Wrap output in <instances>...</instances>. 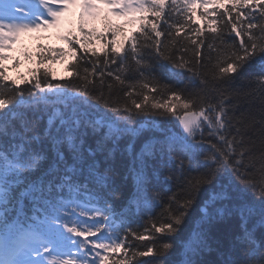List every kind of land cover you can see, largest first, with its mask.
<instances>
[{
  "label": "snow or ice",
  "instance_id": "obj_1",
  "mask_svg": "<svg viewBox=\"0 0 264 264\" xmlns=\"http://www.w3.org/2000/svg\"><path fill=\"white\" fill-rule=\"evenodd\" d=\"M100 5L108 11L104 12ZM197 7L204 8L208 16L217 15L208 12L209 7L224 9L219 20L225 27L230 25V33L239 38L238 46L229 43L216 27L218 21H207L201 14L208 25L206 30L217 34L220 40L215 63L210 62L204 71L199 52L195 61L173 57L161 40L165 31L157 23L165 20L167 36L173 35L174 28L178 37L182 31L179 21L168 23L165 17L170 20L173 14L190 13L186 18L192 20ZM75 8H79V13L73 25L66 17ZM257 11L264 20V0H26L23 4L0 0V264H131L137 256L163 257L173 248L171 238L185 225L202 189L218 183L222 172L234 175L240 186L221 184L211 188L203 207L197 210L199 223L185 244L182 264H264V75L257 79L261 90L258 107H251L257 99L255 90L245 94L253 99L238 117L235 106L230 115L226 104L232 95L231 85L253 61L264 71V23L253 16ZM110 16L124 19L126 24H113ZM242 20L247 21L246 28ZM97 21L103 24L104 32L98 33L92 26ZM65 24L68 28L59 39L69 45L68 49L38 45L39 65L46 60L54 63L56 56L61 62L68 57L75 59V45L86 54L98 56L89 45L93 39H106L104 33L110 32V51L103 52V63L116 64L119 59L118 70L124 73L131 71L127 63L130 57L140 77L136 84L128 86L124 102L112 99L111 83L105 95L104 73L97 94L96 82L89 79L95 65L91 74L84 69L85 74L79 77L83 84L75 86L53 84L47 73L41 79L39 67L29 71L31 79H12L7 75L5 64L13 57L5 53L13 51L22 36L61 29ZM126 26L135 29L131 35H125ZM197 34L202 31L197 30ZM170 44L174 46L175 41ZM208 47L213 49L214 44ZM152 52L167 63L173 75L183 77L188 72V79L199 78L202 87L185 96L169 85H161L152 75L153 65L148 58ZM21 54L25 61L34 59L26 49L22 48ZM19 66L17 59L13 67ZM75 74L79 76V72ZM113 78L118 84H125L122 75ZM22 84L31 87L24 88ZM214 96L218 98L215 101ZM178 105L183 109L180 114L176 111ZM41 110L48 117L43 127L40 118H28L29 112ZM149 116L153 117V125H160L156 117L171 118L182 132L170 133L161 125V135L155 140L145 137L138 152L131 145L127 149L131 157L128 170L137 188L136 203L143 200L149 211L150 227L141 233L132 229L108 197L116 195L111 158L120 137L128 132L135 134L138 130L132 127L133 121ZM205 129L216 143L205 140ZM159 154L176 162L178 171L170 172L167 178H182L183 187L168 198L161 217L154 219L150 209L161 201L160 193H144L149 165L152 163L153 171L158 170L154 162ZM100 156H104L103 161ZM202 165L207 171H199ZM41 202L43 207L36 211L42 219L29 217L28 206L36 207ZM21 203L23 208L18 207ZM225 221L234 222V240L214 232ZM129 236L138 241L159 240V244L132 251ZM213 243L221 258L200 259L206 251L213 250ZM113 253H122L123 258H110Z\"/></svg>",
  "mask_w": 264,
  "mask_h": 264
},
{
  "label": "trees",
  "instance_id": "obj_2",
  "mask_svg": "<svg viewBox=\"0 0 264 264\" xmlns=\"http://www.w3.org/2000/svg\"><path fill=\"white\" fill-rule=\"evenodd\" d=\"M226 7H231V5H226ZM168 10H166L167 12ZM244 12H248L249 9H242ZM195 16L192 20H187V13L183 16H178L173 14L171 19L168 20L167 16L165 19L168 23L172 21L178 20L179 26H181L182 31L180 36H175V29L173 28L171 31L173 35L171 37L167 36V23L165 20L157 21L160 25L161 30L165 31V36L161 37L162 42L165 45L169 46V51L172 53L174 58H178L179 56H184L185 59L195 61L197 59L196 53L199 52V60L201 61V70H206V67H210V62L215 63L217 57V49L220 47V40L216 38L217 34H213L208 32L207 29V22L204 18H202L201 14L207 18V21H211L213 19L217 20L218 23L216 27L220 28L223 32L224 38L229 41V43H234L235 45H239V38L235 37V33H230V25L225 27L223 21L219 20V17L223 15L224 9H217V8H210L208 12H216V16H208L205 13V10L199 7V9L195 10ZM236 16V13L233 12V17ZM253 16L256 17L257 22L264 23V20L261 19L259 16V12H254ZM195 21V22H193ZM244 24V27H247V21H241ZM197 30H201L202 34L198 35ZM87 31V30H86ZM258 31V30H253ZM125 35H131L132 33L128 34L125 32ZM107 36L106 39H102L100 45L93 44L94 41L92 40L89 47L94 48L98 56H92L91 52L87 54L84 52L83 49L80 48L79 45H75V48L78 49L77 57L75 59L71 58V62L69 63L68 68L66 69L65 75H60L63 70L57 71V75L55 74V70L52 68V62L46 60L43 65H39L37 54L34 50H27L28 52L33 54V61L28 62L24 59L20 61V67L14 69H20L24 64L32 68V71L37 70L39 67V75L41 79H44L45 73H47V79L51 81V83H61L66 84L69 86L81 85L83 84V80L79 77L83 76L84 69L87 68L88 72L91 74L93 73V67L95 65L94 75H89L90 80H94L96 82V91L98 94L99 90V81L101 79V73H104L103 79L104 83V93L105 95L108 94L107 85L109 83L113 84L112 90V99L119 100L121 103L124 102L127 98L125 96V92L129 90V85H134L140 79L139 73L135 70L136 66L134 62L129 57L127 63L131 67V71L125 70L124 73H120L118 70L119 59H117L116 64L108 63L107 66L103 63L105 60V56L103 55L104 51H110V46L108 45V41L112 39L111 33L105 34ZM83 39V37H81ZM117 39H122V37H117ZM247 37H245V40ZM174 40L175 44L172 46L170 42ZM195 40L197 43L193 44L192 41ZM201 41L203 42L201 44ZM209 44H214V48L210 49L208 47ZM127 47V45H126ZM186 49V51H185ZM47 55V54H45ZM150 62L153 65V72L152 75L160 82L161 85H169L174 90L181 91L185 96L189 93L198 91L202 85L199 82V78L188 79L190 73L185 72L183 77L173 75L169 71V66L167 63L160 61L158 57H156L155 53L152 52L151 55L148 57ZM7 70V67H5ZM50 70V71H48ZM79 72V76L75 73ZM111 72L112 75H108ZM7 71V75H8ZM53 74L55 75L56 79H53ZM60 75V76H59ZM115 75H122L125 79V84L120 85L114 80ZM264 75V71H262L260 65L253 61L250 66H248L241 74L237 76L234 83L231 85L230 91L232 95L226 101V104L229 107V114H232L233 106H235L234 111L235 115L238 117L242 112L249 108V101L253 99L252 96H245L246 93L254 92L255 97H257L256 102L251 105L252 108H256L259 106V99L258 97L261 95L260 85L257 83L258 77ZM12 79H18L20 77H24L26 79H31L29 76V71L24 74L16 73L13 75H8ZM22 87L28 88L31 85H24ZM92 88V86H89ZM140 91L139 88L136 89ZM146 91V90H145ZM139 99V97H137ZM214 101L218 99L217 97H213ZM57 107L63 108V105H58ZM103 111V109H101ZM51 109H48L47 112H50ZM177 114L183 112V109L177 106ZM111 115V114H110ZM29 119H36L40 118V127H43L47 122V114H45V110H41L39 112H29L28 113ZM153 117H138L136 120L133 121L132 127L137 129L138 131L133 134L131 132L124 133L120 139L119 144L117 146V150L114 152L111 161L114 164V172L112 173L113 179V187L115 189L116 195L109 196L111 203L115 207L119 213H121L122 209L126 208L127 202L131 199L134 194V189L136 187V182L133 178V175L128 170V164L130 162V153L127 150L129 145L132 146V150L134 152H138L139 149L142 147L145 137L155 140V138L161 135V132L158 130L159 127L162 125L164 129L169 131L170 133H181L180 127L176 121L172 120L171 118L165 120L161 117H156L158 121H160V125H153L151 124V120ZM204 138L206 141H212L216 143L214 137L208 135V130H204ZM111 147V145H109ZM207 154V153H205ZM99 159L101 161L104 160V156H100ZM201 160L203 161V156H201ZM156 167L158 168L157 171H153L152 163L149 165V181L147 183V191L145 193L146 196H151L154 192H159L161 196V201L155 205L153 208L150 209L151 215L154 219H158L161 217V214L164 211L165 206L168 204V198L175 193H180L181 188L183 187V179H172L168 180L169 173H176L178 169L176 168V162L171 161L169 162L168 157L164 154H159L158 158L154 162ZM167 165V167H165ZM185 165H187V161L185 160ZM199 171H207V168L203 165L199 168ZM252 171V169H249ZM187 167L185 168V175H187ZM195 174V172H193ZM228 186L229 184H234L237 187L240 186L239 181L236 180L234 175H231L230 172H222L218 177V183L214 184L213 186L219 187V185ZM213 186H206L201 191V195L197 199V205L194 207L193 210L190 211V215L187 218V221L184 226H182L181 231L178 235L174 238H171V243L173 244V248L163 257H155V256H148V257H135L134 260H131V264H182L185 257V244L192 233V229L198 225L197 219V210L200 207H203V201L211 191ZM249 198L251 197V193H248ZM141 214L135 216V220L131 223V227L133 230L137 232H143L146 227H150L149 221V211H146L143 205V200L141 202ZM134 210L138 211V204L135 203ZM126 218V212L122 213ZM233 221H225L217 226L214 229V232L217 235H220L222 238L226 240H234L236 232L233 231L232 224ZM129 243L132 245V251L137 250H144L146 246L152 245L153 243L159 244V240L152 241H138L133 240L131 236H129ZM169 239L167 237H160V240ZM129 256H131V251L129 252ZM112 257H120L123 258V254H110V258ZM200 259L204 260H215L220 259L221 257L215 251V243H213V250L206 251Z\"/></svg>",
  "mask_w": 264,
  "mask_h": 264
},
{
  "label": "rangeland",
  "instance_id": "obj_3",
  "mask_svg": "<svg viewBox=\"0 0 264 264\" xmlns=\"http://www.w3.org/2000/svg\"><path fill=\"white\" fill-rule=\"evenodd\" d=\"M72 10H73V12H72L73 14L79 13V8H75V9H72ZM113 21L116 24H118V25H125L126 24L124 19H116V18H114L111 22H113ZM95 24H97V22H95ZM100 27L103 28V24H101V22H100ZM67 28H68V25H67V27L64 26L61 29H52V28H50L47 31H42V32H39V33H35V32L27 33V34H25L24 36L21 37L20 43L15 45L14 48H13V51L9 52L7 55H13V56L18 55V56H20L22 48L24 49V48H26V46L35 48L37 46L35 45L36 43H34V41H36V40L40 41L44 36L46 38H49V40L53 39V38H56L57 36L63 35L65 33V30H67ZM41 42H43V41H41ZM29 43H34V44H30L29 45ZM18 60L22 61V58L20 57ZM13 64L14 63L9 64L7 62L5 64V67H7V71L9 72L8 75L9 74L13 75V74H16V73L24 74L27 71L32 70V68H30L28 66H25V64L20 69H14ZM55 67H56V65L54 66V69H55ZM60 68H62V65H60L58 67L59 70H60Z\"/></svg>",
  "mask_w": 264,
  "mask_h": 264
}]
</instances>
